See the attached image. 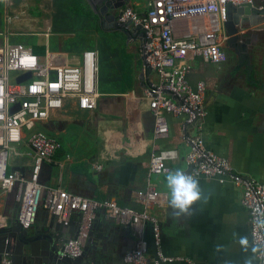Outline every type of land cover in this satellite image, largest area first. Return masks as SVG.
<instances>
[{
    "label": "crops",
    "instance_id": "0c3cea01",
    "mask_svg": "<svg viewBox=\"0 0 264 264\" xmlns=\"http://www.w3.org/2000/svg\"><path fill=\"white\" fill-rule=\"evenodd\" d=\"M52 3V0H41L36 16L23 8L19 17L11 18L16 26L23 28L21 32L41 39L40 44L29 46L42 62L50 53L55 65H78L84 51L98 50L100 64L99 34L122 33L102 30L89 7L98 32L66 30V24L60 21L55 24L54 16H48ZM147 4L148 0H136L132 7L145 13ZM254 5L263 6L264 0H257ZM74 13L79 14L78 11ZM248 36L251 38L246 53L249 64H241L250 73L255 72L252 80L247 77L249 83L258 88H230L223 83L219 87L211 71L220 63L210 64L194 58L188 78L192 83L205 82L207 114L190 126L184 123L183 117L167 115L168 133L158 140L153 139L154 120L143 98V90L156 81L157 75L148 72L142 53L136 70L124 76L127 83L111 76L110 84H102L99 79L101 96L95 110H80L77 100L68 99L64 108L54 112L42 127L60 142L61 148L49 164L51 171L42 169L41 182L59 185L90 198L112 199L120 205L138 207L137 194L146 188L150 155L157 149L177 151L178 158L170 163V173L179 170L185 174L188 168L185 157L190 150L188 138L201 135L205 148L227 158L233 172L264 183V28L250 29ZM52 37L61 40L54 39L53 43ZM128 43L136 44L141 52L138 40L132 38ZM233 74L234 71L229 72L226 80H231ZM257 74L256 85L253 82ZM17 150L21 155L11 163L9 170L19 168L21 173L31 174L35 156L26 139ZM168 174L151 175L149 183L166 197L165 203L152 206L161 221L163 251L168 256L186 259L172 264H245L249 257H252V264H257V253L245 252L239 244L241 236H246L250 245L253 244L249 214L241 203L242 188L230 181L199 179L200 199L187 212H180L170 203ZM16 194L17 189H0V226L10 227L18 220L20 204ZM52 217L41 207L31 230L46 226ZM80 221L81 215L75 212L68 224L63 225L68 238L79 234ZM139 230L118 224L102 210L96 211L82 234L86 264H112L119 260L124 249L133 247ZM144 236L149 242V256L153 257L155 248L149 226L144 228ZM12 242L15 243V239Z\"/></svg>",
    "mask_w": 264,
    "mask_h": 264
},
{
    "label": "built area",
    "instance_id": "2783aa9c",
    "mask_svg": "<svg viewBox=\"0 0 264 264\" xmlns=\"http://www.w3.org/2000/svg\"><path fill=\"white\" fill-rule=\"evenodd\" d=\"M229 2L242 4L254 0H148V9L143 14L132 6L120 10L119 23L141 27L145 39L150 40L145 45L144 56L157 77L143 90V98L154 120V140L167 135V115L183 117L184 123L190 125L207 114L206 84L203 80L192 83L188 75L191 61L196 57L210 64L225 60L223 25ZM53 58L47 53L42 62L31 46L11 43L8 35L0 43V189H17L18 222L31 228L41 207L64 225L73 213H79L80 232L65 240L60 252L61 256L77 257L82 253L83 230L91 224L96 211L102 210L118 224L140 229L133 247L125 252L122 264L186 261L163 251L161 221L152 206L165 203L166 197L149 183L151 175L171 172L170 163L178 158L177 151L157 149L150 155L147 185L137 194L138 207L120 205L112 199L90 198L41 182L43 165L52 164L61 148L60 142L42 127L54 112L64 108L68 99L77 100L80 110L92 111L101 96L98 50L84 51L78 65H55ZM11 72L18 73L13 83ZM28 72L32 74L30 79L18 83L19 76ZM25 139L35 156L29 175L9 170L11 163L21 155L17 148ZM188 142L185 174L196 180L219 179L221 183L230 181L240 186L241 203L249 214L251 241L264 245V230L255 224L259 213H264V183L233 172L227 158L205 148L201 135L188 138ZM11 154L14 160H10ZM146 226L150 228L155 248L153 257L149 256V242L144 236ZM0 264H12L9 253L3 255ZM257 264H264V247L257 253Z\"/></svg>",
    "mask_w": 264,
    "mask_h": 264
},
{
    "label": "water",
    "instance_id": "95a60500",
    "mask_svg": "<svg viewBox=\"0 0 264 264\" xmlns=\"http://www.w3.org/2000/svg\"><path fill=\"white\" fill-rule=\"evenodd\" d=\"M136 0H85L88 7L98 19L99 26L107 32H119L130 40L135 38L141 44V53L144 63L151 72V68L145 61V45L150 40L145 39V33L141 27H130V24L119 23L120 10L130 6ZM264 5L256 6L253 2L242 4H227V19L224 22L223 29L226 34L225 43L229 48L241 58L244 59L247 53V47L251 43L248 36L250 29L264 28ZM31 73H25L17 79L18 83L30 79ZM193 121L190 125H196L199 121ZM189 125V126H190ZM50 172L51 165L44 164L42 169ZM21 170L19 168L13 169ZM64 224L56 221L55 217L50 219L49 223L34 232L31 228L23 227L18 220L10 227L0 226V261L5 253H9L12 264H86V244L82 245V253L77 257L60 255L62 243L68 239L64 231ZM129 227V226H125ZM66 236V237H65ZM74 237V236H73ZM15 239V243L12 242ZM128 249H124L119 260L112 264H122L123 256Z\"/></svg>",
    "mask_w": 264,
    "mask_h": 264
},
{
    "label": "rangeland",
    "instance_id": "374dc122",
    "mask_svg": "<svg viewBox=\"0 0 264 264\" xmlns=\"http://www.w3.org/2000/svg\"><path fill=\"white\" fill-rule=\"evenodd\" d=\"M0 43L4 42L6 36H9V42L11 43H26V45L34 44L38 45L41 43V39L37 35H28L23 33L22 27L16 26V23L11 18L19 17L23 8H28L33 16L39 13V3L41 0H0ZM254 0L253 3H256ZM52 9L48 16H54L56 20L55 24L61 22V24H66L65 29H78L81 32H85L86 29H93L97 31L96 22H94L92 13L90 9L84 2V0H52ZM27 4V5H26ZM77 4L80 5L79 9ZM134 6V2L130 6ZM143 7V6H141ZM140 7V8H141ZM136 7V9H140ZM78 11V15L74 12ZM146 11V10H145ZM141 13V12H140ZM143 14V13H142ZM59 19V20H58ZM60 21V22H59ZM77 26V27H75ZM98 32V31H97ZM100 35L99 47L100 51V83H108L109 77L118 79L122 82L125 81V75H129L134 72L137 68V64L140 63L142 57L139 47L134 44V46L127 44L128 39L123 34L114 35ZM55 40H61L59 37H52V42ZM132 48V50L130 49ZM223 49L226 54V58L219 66L211 71V75L216 77L217 86L221 87L226 85L230 88H243V87H257L249 83V78L247 77V71L244 64L239 62V57L230 49L226 43L223 44ZM253 49L254 55L257 56L258 52ZM233 78L231 80H226V75L229 72H233ZM236 71V72H235ZM18 73H10L11 82L15 81ZM235 75V77H234ZM255 77V76H254ZM259 75H256V81L258 82ZM15 156L11 154L10 160H14ZM17 158V157H16ZM15 161V160H14Z\"/></svg>",
    "mask_w": 264,
    "mask_h": 264
},
{
    "label": "clouds",
    "instance_id": "9594fccd",
    "mask_svg": "<svg viewBox=\"0 0 264 264\" xmlns=\"http://www.w3.org/2000/svg\"><path fill=\"white\" fill-rule=\"evenodd\" d=\"M167 187L170 190V203L173 208L180 212H187L189 207L200 199L201 191L198 181L190 175L181 171L169 173L166 177ZM259 213V209L256 210ZM258 229L264 230V213H259L255 220ZM239 244L243 251H251L252 254L258 253L264 245L251 244L246 236L239 238ZM245 264H252V257L245 260Z\"/></svg>",
    "mask_w": 264,
    "mask_h": 264
},
{
    "label": "trees",
    "instance_id": "16d2710c",
    "mask_svg": "<svg viewBox=\"0 0 264 264\" xmlns=\"http://www.w3.org/2000/svg\"><path fill=\"white\" fill-rule=\"evenodd\" d=\"M0 2H1V1H0ZM79 7H80V5L77 4V8H78V9H79ZM246 71H247V74H248L249 78L252 80L253 77H254V73H255V72L253 71V72L250 73L248 69H246ZM235 72H236V71H235ZM253 81H254V80H253ZM253 83L256 84V85L258 84L257 81H255V82H253Z\"/></svg>",
    "mask_w": 264,
    "mask_h": 264
},
{
    "label": "flooded vegetation",
    "instance_id": "af4514ba",
    "mask_svg": "<svg viewBox=\"0 0 264 264\" xmlns=\"http://www.w3.org/2000/svg\"><path fill=\"white\" fill-rule=\"evenodd\" d=\"M230 49H232V48H230ZM232 50H233V49H232ZM238 57H239V56H238ZM248 58H249L248 54L245 53V57H244L243 60H241V58L239 57V62H240V63H246V64H249V63H248Z\"/></svg>",
    "mask_w": 264,
    "mask_h": 264
},
{
    "label": "bare ground",
    "instance_id": "6f19581e",
    "mask_svg": "<svg viewBox=\"0 0 264 264\" xmlns=\"http://www.w3.org/2000/svg\"><path fill=\"white\" fill-rule=\"evenodd\" d=\"M24 22V21H23Z\"/></svg>",
    "mask_w": 264,
    "mask_h": 264
}]
</instances>
